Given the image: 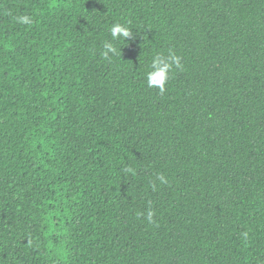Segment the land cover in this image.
<instances>
[{
    "label": "trees",
    "instance_id": "trees-1",
    "mask_svg": "<svg viewBox=\"0 0 264 264\" xmlns=\"http://www.w3.org/2000/svg\"><path fill=\"white\" fill-rule=\"evenodd\" d=\"M0 264H264V0H0Z\"/></svg>",
    "mask_w": 264,
    "mask_h": 264
},
{
    "label": "clouds",
    "instance_id": "clouds-1",
    "mask_svg": "<svg viewBox=\"0 0 264 264\" xmlns=\"http://www.w3.org/2000/svg\"><path fill=\"white\" fill-rule=\"evenodd\" d=\"M19 19L23 23H31L30 18L27 16H22ZM110 35L113 40H118L121 38L126 40L132 36V31L125 25L114 23L110 27ZM103 47L104 51L102 52V57L106 60H110L111 56L116 55L118 52V49L110 42H106ZM173 66L176 68L181 67L180 58L175 54H171L167 58L163 56L155 57L150 66L151 71L146 73L147 86L150 88L158 87L160 92L163 93L165 91V83L169 78V74L171 73ZM126 171L132 172L133 170L129 168ZM160 179L162 182H164V178L162 176ZM149 221L151 222V214L149 215Z\"/></svg>",
    "mask_w": 264,
    "mask_h": 264
}]
</instances>
